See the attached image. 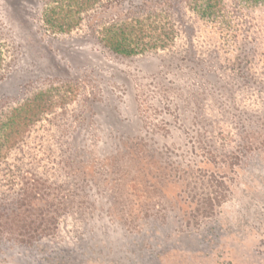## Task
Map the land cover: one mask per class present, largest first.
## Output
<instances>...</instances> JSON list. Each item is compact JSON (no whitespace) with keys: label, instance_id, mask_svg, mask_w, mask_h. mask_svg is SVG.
I'll return each mask as SVG.
<instances>
[{"label":"rangeland","instance_id":"obj_1","mask_svg":"<svg viewBox=\"0 0 264 264\" xmlns=\"http://www.w3.org/2000/svg\"><path fill=\"white\" fill-rule=\"evenodd\" d=\"M49 1L0 0V115L57 81L81 95L28 147L0 143V264H264V1L211 0L214 18L193 0H101L68 34L43 27ZM151 12L177 27L171 47L98 42ZM32 178V209L13 212Z\"/></svg>","mask_w":264,"mask_h":264},{"label":"trees","instance_id":"obj_2","mask_svg":"<svg viewBox=\"0 0 264 264\" xmlns=\"http://www.w3.org/2000/svg\"><path fill=\"white\" fill-rule=\"evenodd\" d=\"M210 1L193 0L195 5L198 4L193 11L197 14L200 13L203 5L206 6L205 9H211L212 4H210ZM251 1L254 4L255 1L259 0ZM99 4H101V0H50L42 12L43 27L51 33H71L81 24L82 16ZM204 12L200 13V17H202V14L217 17L216 11L205 10ZM177 32V27L170 18L165 20L161 18L160 13L151 12L100 26L97 30V40L105 49L115 55L135 57L171 47L177 37ZM80 95L79 86L71 81H57L35 90L0 115V143H10L9 153L14 151L15 148L22 147V145L24 148L28 147L25 144L30 141L33 131L38 129L42 122L41 127L50 123V117L47 116L66 111L72 103L79 101ZM133 138L135 137L124 134L111 136V139L120 146L126 144L128 148L135 150V146L140 145L139 149L144 152L145 163L154 165L158 161L157 157H160L157 150L144 149L142 147L145 144H141L140 141H133ZM158 167L164 168V165ZM40 183L39 179L32 178L31 183L27 187H23V193L19 198L21 201H16L15 208H12L13 212L19 208H23L24 212L32 209V207H29L30 200L28 201V197L34 200L37 196L34 191L31 195V192L30 194L29 192L26 193V190L37 189V184Z\"/></svg>","mask_w":264,"mask_h":264}]
</instances>
